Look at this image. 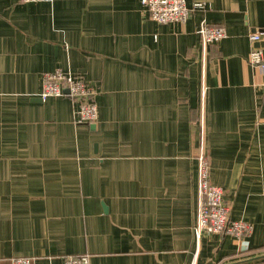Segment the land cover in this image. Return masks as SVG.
Listing matches in <instances>:
<instances>
[{"label":"crops","instance_id":"crops-1","mask_svg":"<svg viewBox=\"0 0 264 264\" xmlns=\"http://www.w3.org/2000/svg\"><path fill=\"white\" fill-rule=\"evenodd\" d=\"M140 1L0 0V264H264V74L247 63L253 46L264 62V0H186L204 8L160 25ZM203 21L226 37L202 46ZM57 69L96 89L95 123L39 99ZM201 129L249 238H194Z\"/></svg>","mask_w":264,"mask_h":264},{"label":"built area","instance_id":"built-area-1","mask_svg":"<svg viewBox=\"0 0 264 264\" xmlns=\"http://www.w3.org/2000/svg\"><path fill=\"white\" fill-rule=\"evenodd\" d=\"M24 3H38L45 0H21ZM143 11L148 14L150 20L157 24H184L195 11L202 10L204 3L195 2L190 8L186 0H141ZM201 45L217 43L226 37V30L222 26H209L204 21L197 27ZM251 45L257 44L262 39L261 32H253L248 36ZM247 63L264 74V62L262 50L252 47ZM42 88L39 99L67 97L77 106V123L93 124L97 121L98 107L95 101L96 89L87 84L81 77L64 73L57 69L55 72L43 73L41 78ZM202 128V127H201ZM200 139L197 147V197L195 225L193 227L194 238L199 244L201 236L220 235L230 237L233 240H244L251 237L253 226L245 221H232L230 219V205L223 199V189L212 185L210 182V158L205 150L203 130H200ZM10 264H32L30 259L14 257ZM62 264H90L87 254L79 257L64 258Z\"/></svg>","mask_w":264,"mask_h":264},{"label":"trees","instance_id":"trees-1","mask_svg":"<svg viewBox=\"0 0 264 264\" xmlns=\"http://www.w3.org/2000/svg\"><path fill=\"white\" fill-rule=\"evenodd\" d=\"M246 253V252H245ZM239 254H242V253H239Z\"/></svg>","mask_w":264,"mask_h":264}]
</instances>
